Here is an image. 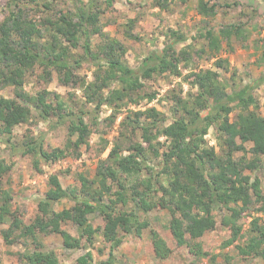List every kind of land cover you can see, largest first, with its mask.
I'll use <instances>...</instances> for the list:
<instances>
[{
  "label": "trees",
  "instance_id": "1",
  "mask_svg": "<svg viewBox=\"0 0 264 264\" xmlns=\"http://www.w3.org/2000/svg\"><path fill=\"white\" fill-rule=\"evenodd\" d=\"M98 1L11 0L6 5L0 22V90L13 88L15 98L0 96V136L11 150L19 148L32 157L39 171L42 164L81 157L86 147L96 172L92 177L87 171L76 173L75 183L67 187L58 174H52L37 213L26 223L12 210L13 193L3 185L13 163L0 159V227L8 224L0 238L7 246L21 244L23 251L18 254L23 264H60L56 251L45 249L44 236L60 235L65 249L78 250L88 249L100 235L109 245L107 260L95 262L88 251L76 264H115L114 252L125 236L151 226L148 219L140 221V213L163 208L171 213L168 228L174 241L187 247L196 263L208 256L200 239L219 221L232 230L223 248L244 239L237 245L239 254L264 259V225L254 219L245 233L240 224L244 214L248 218L264 212L261 179L254 174L264 169V115L254 94L264 84V75L237 89L218 71H229V59L221 55L233 54L235 43L248 48L258 27L249 28L241 19L214 26L218 14L235 9L238 0H197L196 12L204 23L196 26L197 34L170 30L163 48L150 52L133 68L126 59L128 47L103 30L100 17L105 9ZM156 2L168 7L167 0ZM60 3L70 5L69 9L59 8ZM139 19L126 25V37L139 39L132 31ZM95 36L102 41L94 47ZM188 39L192 44L178 52L176 45ZM255 43L257 61L264 64V36ZM213 59L215 69L200 68L201 60ZM86 63L94 68L92 80L78 74ZM182 64L190 68L187 74ZM54 74L62 85L81 88L85 100L69 105L47 89L35 94L25 90L30 77L50 83ZM165 74L182 78L179 91L172 88L164 98L167 112L156 107L128 110L130 105L158 99L150 82ZM185 84L190 88L187 94ZM105 107L111 113L102 121ZM121 116L118 134L112 140L105 138L101 126L111 129ZM31 122L47 128L27 134L21 144L13 142L15 128ZM62 128L67 131L63 143L47 145L48 134ZM210 128L215 130L219 151L205 140ZM95 132L101 137L91 143ZM65 201L73 205L57 211L55 207ZM94 214L103 218L101 228L91 225ZM68 224L76 235L64 228ZM153 234L157 256L167 258L170 250L157 232Z\"/></svg>",
  "mask_w": 264,
  "mask_h": 264
},
{
  "label": "rangeland",
  "instance_id": "2",
  "mask_svg": "<svg viewBox=\"0 0 264 264\" xmlns=\"http://www.w3.org/2000/svg\"><path fill=\"white\" fill-rule=\"evenodd\" d=\"M9 1L11 0H0V22L7 13L5 8ZM84 1L89 2L90 0ZM167 1V8H161L156 0H112L111 5L109 4L111 0H99L97 2L100 7L105 9L100 17L103 30L110 37L120 40L128 47L126 59L131 67H137L150 52L163 48L165 41L171 36L170 30L196 35V26L204 25L196 12L197 0H187L186 2L184 0ZM238 4L239 6H236L235 9H227L228 12L226 14L220 12L216 20L212 22V25L227 24L236 19H241V21L248 23L249 28H253V25L256 28L258 27L256 31H253L252 38L248 42V48H242L238 43H235L236 51L233 54L223 53L221 55L223 58L229 59V71L222 69H218V71L221 73L222 78L229 81L232 86L240 89L264 75V64H260L257 61L259 53L255 45V41L264 36V0H238ZM69 6L65 3H60L58 7L67 11ZM137 18H140L139 22L136 26L134 24L132 30L134 35L139 36V39L135 40L126 37L124 31L130 20ZM101 41L102 39L99 36H95L93 38V46L95 47ZM190 44H192V40L188 39L186 42L177 44L176 49L180 52ZM199 46H201V43H198ZM214 61L215 59L208 63L201 60L199 66L200 68L215 69L212 65ZM180 68L184 74L190 71V68H185L183 64ZM93 70L94 68L86 63L79 69L78 74L83 77L87 76L88 80H92ZM37 73L41 74V71H37ZM179 82H182V78H169L167 74L155 75L150 84L159 93L158 99L152 103H146L145 101L138 106L130 105L128 110L144 111L147 108L156 107L160 111L167 112L168 102L164 98L172 88L179 91ZM41 89L60 94L69 105L73 104L72 101L82 103L85 100L81 88L62 85L56 74H54L50 83L42 81L38 76H32L25 85V90L30 94H35ZM189 91V86L183 85L184 94ZM192 91L195 90L192 89ZM254 94L260 101L261 108L259 111L264 115V84L258 86ZM0 96L15 98L14 89L9 87L0 90ZM110 113L111 110L105 107L100 119L103 121ZM122 118L123 116L119 117L111 129L101 126L100 131L103 132L105 138L112 140L118 134V123ZM32 122L27 125L17 126L14 130L12 141L21 144L27 134L37 135L40 131L47 128V125L41 122L32 126ZM66 136L67 131L63 128L50 132L47 136V145L57 147L63 143ZM99 137H101V134L95 132L91 138V143L98 142ZM205 140L209 146H213L219 151L214 128H210ZM246 146L250 149L252 144L248 143ZM108 152L103 154V158L108 156ZM241 155L243 154L237 153L236 156L239 157ZM248 156L250 157L251 155L249 154ZM2 158H5L8 164L13 163L12 170L3 178V185L11 189L13 193L12 210L16 211L26 223H30L37 213L38 201L49 189L48 181L52 174H58L63 186L67 187L75 183L76 173L87 171L92 177L96 172L95 161H92L88 151H86V147H83L81 157L77 159L68 158L50 165L42 164L40 166L41 171H39L35 169L32 157L24 156L19 148L16 151L11 150L10 146L6 144V139L0 136V159ZM245 173L252 174L250 170ZM254 174L261 179V189L264 194V169ZM72 205V202L65 201L61 205H57L55 209L60 211ZM256 206L260 208V204ZM246 217V214H244L240 220L242 231L245 233L250 229L254 219H259V224L264 225V212H253L251 217ZM90 218V223L94 229L101 228L104 225L103 218L98 214H94ZM144 219H148L151 226L125 236L123 244L114 252L115 264H213L214 262L219 264H264L263 258H244L239 254L237 245L243 244L244 239L223 248L224 243L232 237V230L222 226L218 219L219 222L215 230L206 233L200 239L203 250L208 253V256L197 263L194 255L189 252L187 247H180L174 241L168 228V223L171 219L169 210L158 208L146 215L140 213V221L142 222ZM7 227L8 224L0 227V231L2 228ZM64 228L72 235L77 234L76 229L71 224L64 225ZM153 231L161 236L166 247L170 250L167 258H159L157 256L153 241ZM43 244L46 250L56 251L60 264H76L77 259L88 251L93 254L95 262L107 260L109 256V245L103 241L100 235L96 236L94 244L88 249H65L61 236L57 234L44 236ZM21 251H23L21 244L17 243L7 246L5 241L0 238V264H23L18 254Z\"/></svg>",
  "mask_w": 264,
  "mask_h": 264
}]
</instances>
